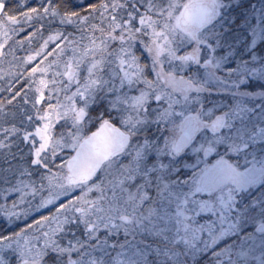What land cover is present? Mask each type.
Here are the masks:
<instances>
[{
  "label": "snow or ice",
  "instance_id": "6c2138e0",
  "mask_svg": "<svg viewBox=\"0 0 264 264\" xmlns=\"http://www.w3.org/2000/svg\"><path fill=\"white\" fill-rule=\"evenodd\" d=\"M0 264H264V0H0Z\"/></svg>",
  "mask_w": 264,
  "mask_h": 264
}]
</instances>
